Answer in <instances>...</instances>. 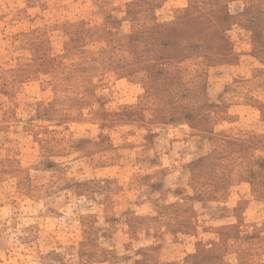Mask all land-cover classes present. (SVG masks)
Returning <instances> with one entry per match:
<instances>
[{"label":"rangeland","instance_id":"rangeland-1","mask_svg":"<svg viewBox=\"0 0 264 264\" xmlns=\"http://www.w3.org/2000/svg\"><path fill=\"white\" fill-rule=\"evenodd\" d=\"M0 264H264V0H0Z\"/></svg>","mask_w":264,"mask_h":264},{"label":"trees","instance_id":"trees-1","mask_svg":"<svg viewBox=\"0 0 264 264\" xmlns=\"http://www.w3.org/2000/svg\"><path fill=\"white\" fill-rule=\"evenodd\" d=\"M215 35H211L210 36V39L212 38V37H214ZM199 38H201V37H199ZM186 54V53H185ZM185 54L182 56L183 58H185Z\"/></svg>","mask_w":264,"mask_h":264}]
</instances>
